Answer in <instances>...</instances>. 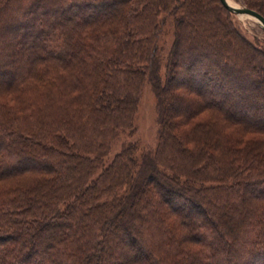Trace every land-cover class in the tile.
<instances>
[{"label": "trees", "instance_id": "obj_1", "mask_svg": "<svg viewBox=\"0 0 264 264\" xmlns=\"http://www.w3.org/2000/svg\"><path fill=\"white\" fill-rule=\"evenodd\" d=\"M228 12L0 0V264H264V47ZM145 84L157 146L106 164Z\"/></svg>", "mask_w": 264, "mask_h": 264}, {"label": "rangeland", "instance_id": "obj_2", "mask_svg": "<svg viewBox=\"0 0 264 264\" xmlns=\"http://www.w3.org/2000/svg\"><path fill=\"white\" fill-rule=\"evenodd\" d=\"M230 1L234 4L242 5V0ZM228 13L230 14L231 20L234 25L248 40L254 41L258 45L264 47V34L254 19L249 16H244L237 13ZM166 17L167 16L164 15L165 23L163 25L162 33L159 38L161 57L164 60L161 72L162 80L164 79L165 73L164 66L166 55L170 50L174 40L172 19H166ZM194 30L196 31V33L198 32L197 29ZM133 124L134 129L132 133L121 134L112 142L109 155L104 160L106 164H109L117 153H119L129 145L134 146L135 157L138 159V161L141 160V157L144 153L155 150L158 142L159 130L158 110L157 102L149 84H145L140 92Z\"/></svg>", "mask_w": 264, "mask_h": 264}, {"label": "water", "instance_id": "obj_3", "mask_svg": "<svg viewBox=\"0 0 264 264\" xmlns=\"http://www.w3.org/2000/svg\"><path fill=\"white\" fill-rule=\"evenodd\" d=\"M219 1H220L221 5L226 10H228L229 12L241 14V15H244V16H249L252 19H254L256 21V23L258 24L259 28L261 29V31L264 34V19L256 11H253V10L243 6V5H238V4L231 3L228 0H219Z\"/></svg>", "mask_w": 264, "mask_h": 264}, {"label": "bare ground", "instance_id": "obj_4", "mask_svg": "<svg viewBox=\"0 0 264 264\" xmlns=\"http://www.w3.org/2000/svg\"><path fill=\"white\" fill-rule=\"evenodd\" d=\"M228 1H230V0H228ZM231 2V1H230ZM231 3H233V2H231Z\"/></svg>", "mask_w": 264, "mask_h": 264}]
</instances>
